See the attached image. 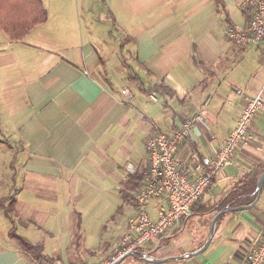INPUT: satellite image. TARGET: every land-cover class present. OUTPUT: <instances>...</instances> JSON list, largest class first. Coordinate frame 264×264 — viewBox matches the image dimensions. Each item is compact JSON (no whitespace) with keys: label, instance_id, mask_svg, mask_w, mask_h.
Listing matches in <instances>:
<instances>
[{"label":"crops","instance_id":"0c3cea01","mask_svg":"<svg viewBox=\"0 0 264 264\" xmlns=\"http://www.w3.org/2000/svg\"><path fill=\"white\" fill-rule=\"evenodd\" d=\"M41 1L48 19L25 39L11 41L0 30L5 34L0 32V68L19 65L22 77L28 78L27 99L10 119L20 144L10 155V174L0 185V264H42L15 235L40 245L54 264H96L107 256L135 210L123 193L130 175L127 164L146 173L150 166L146 143L159 132L177 130L188 116H204L177 154L193 172L192 153L213 156L235 126L246 99L263 98L249 139L238 145L232 163L217 173L199 202L217 204L225 193L263 172L264 50L236 44L228 36L232 28L244 29L253 16L247 0H223L224 5L216 0H97L94 5L82 0L79 24L81 20L87 36L81 34L79 40L73 10L60 6L52 14ZM37 45L46 52L40 57L44 69L35 74L29 52ZM121 78L136 82L137 88ZM155 86L166 89L146 93ZM152 93L157 101L150 100ZM89 176L115 182L126 205V213L123 209L119 213L126 217L120 221L112 216L111 234L98 241L93 240L98 236L95 230L84 227L81 212L69 208L70 190L78 191L81 199L83 189L92 184L87 183ZM8 205L14 219L3 209ZM210 217L181 219L164 237L138 251L153 258L196 252L209 237L205 229ZM56 235L60 242L50 251ZM64 236L70 240L62 245ZM263 237L264 186L256 205L220 216L206 250L160 264H246L248 253ZM120 264L156 263L140 255Z\"/></svg>","mask_w":264,"mask_h":264},{"label":"built area","instance_id":"2783aa9c","mask_svg":"<svg viewBox=\"0 0 264 264\" xmlns=\"http://www.w3.org/2000/svg\"><path fill=\"white\" fill-rule=\"evenodd\" d=\"M247 1L253 9L251 21L242 30L230 29L228 36L236 44L260 46L264 50V0ZM123 93L128 94L129 90L124 89ZM149 98L158 100L156 93ZM262 107L261 95L248 97L239 119L217 152L211 157L192 153L189 162L193 172L186 170L177 154L195 124L204 121L202 114L188 116L177 130L159 132L151 138L146 143L150 166L143 185L134 193L135 210L127 230L113 250L96 264H115L129 252L164 237L178 221L191 216L193 207L207 193L217 173L232 163L238 145L249 139L251 125ZM126 171L137 172L133 163L127 164ZM152 203H155L153 211ZM246 264H264V237L248 253Z\"/></svg>","mask_w":264,"mask_h":264},{"label":"rangeland","instance_id":"374dc122","mask_svg":"<svg viewBox=\"0 0 264 264\" xmlns=\"http://www.w3.org/2000/svg\"><path fill=\"white\" fill-rule=\"evenodd\" d=\"M44 2L46 3L52 14L55 7L62 6L66 8V10L68 8L72 9L76 21L74 26V31L77 36L76 38H78L79 40V38L82 37L81 34L84 38H86V30H81L80 28V26L82 25L81 20L79 24V16L82 14V0H44ZM96 3L97 0H89L88 2V4L90 5H94ZM116 33L117 32L114 31L113 34L116 35ZM1 34L5 35L3 32H1ZM32 50L33 51H30L29 53H31L32 63L34 65L33 72L37 74L42 72V70L44 69L42 65L43 62L40 60V57L45 55L46 51L40 45L32 46ZM22 75L23 71L20 69L19 65H14L4 69L0 68V123H2L0 124V185L4 183V180H6L10 174V165L13 164V160L12 158L10 159V155L12 156V154L16 151L17 146H19L20 144L19 140L16 138L17 132H15L14 129L15 125L12 124L10 119L12 117V114H15L17 111H19L18 107L23 106L24 102L27 99L25 85L28 78L22 77ZM121 82L132 88L133 90L137 88V84L134 81H129L121 78ZM6 155L7 166L4 167ZM90 179L91 181H87V183L90 184L92 182L93 186L92 184H90L91 186L87 185V187L83 189V195L81 199L79 197L80 195L78 191L73 189L70 190V193H72V195L70 196L71 198L69 208L76 209L81 212L84 227L88 224L90 226V230H95V233L98 234V236L97 238L93 237V240L98 241L99 237L101 239H104L109 237V235L111 234L110 229L113 223V220H111L112 216L117 215V220L120 219V221L126 217L123 214L120 215L121 209H123V212L126 213V205L123 203L121 191L115 182L107 183L104 179L102 181L99 180L98 177ZM7 182L8 184H11V187L14 186V184L10 183L8 180L6 181V183ZM65 191L66 193H68L67 190ZM1 192L2 190L0 187V194ZM120 206H122L123 208H120L119 211L118 208ZM9 207H12V205H8V208ZM209 221L210 219L206 223V235ZM196 225H200V222H197ZM106 227L109 228L107 231H105ZM123 227L124 225L122 226L121 231L124 229ZM85 228L88 229L87 226ZM55 237L56 238L53 241L54 247H51L50 245V251L51 249L53 250V248L55 249L57 243L60 242V236L56 235ZM86 238L88 241L89 232H86ZM48 239L49 238H47V241ZM68 240H70V237L64 236L62 238V245H64ZM49 250L47 252H49Z\"/></svg>","mask_w":264,"mask_h":264},{"label":"trees","instance_id":"16d2710c","mask_svg":"<svg viewBox=\"0 0 264 264\" xmlns=\"http://www.w3.org/2000/svg\"><path fill=\"white\" fill-rule=\"evenodd\" d=\"M218 5H224L223 0H216ZM253 17V16H252ZM249 18L248 23L251 21ZM48 13L41 0H0V30L3 31L11 41L18 42L27 37V35L38 25L46 23ZM164 86H155L146 91L163 92ZM262 171L247 180H244L235 190L225 193L217 204L209 202H198L192 209L191 216L210 214L208 232L212 219L222 209L227 207H238L252 204L257 198V180ZM145 173L136 172L129 175L126 181L123 193L126 199L133 200L134 193L143 185ZM10 219L13 218V207L3 208ZM189 216V217H191ZM187 218V217H186ZM186 218H183L186 219ZM14 236V234H12ZM15 237L22 243L25 249L30 252L42 264H54V260L44 255L40 245H34L24 238L17 235ZM151 256V254H150ZM140 258V255H136Z\"/></svg>","mask_w":264,"mask_h":264},{"label":"water","instance_id":"95a60500","mask_svg":"<svg viewBox=\"0 0 264 264\" xmlns=\"http://www.w3.org/2000/svg\"><path fill=\"white\" fill-rule=\"evenodd\" d=\"M263 186H264V170L263 172L260 174L258 180H257V189H258V194H257V198L255 199V201L248 205V206H244V207H241V208H229V209H225V210H221L219 211L213 218L212 220V223H211V226H210V230H209V237L206 241V243L199 249L197 250L196 252H193V253H190V254H187V255H183V256H178V257H168V258H153L150 256V254H146V253H143L141 251H132V252H129L127 255L123 256L120 260H118L115 264H120L124 259H126L127 257L129 256H136V255H141L144 259L148 260V261H151L153 263H156V264H160V263H164V262H167L168 260H171V259H184L186 257H193L194 255H197L199 254L200 252H203L204 250H206V248L209 246L211 240H212V237L214 235V232H215V227H216V224L220 218V216L222 214H224L225 212H228V211H235L237 209H245V208H251L253 207L254 205H256L257 201L260 199V196H261V191L263 189Z\"/></svg>","mask_w":264,"mask_h":264}]
</instances>
